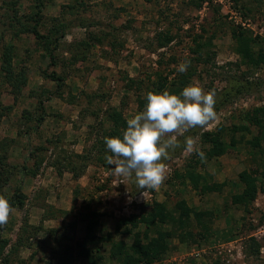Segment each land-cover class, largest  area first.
Wrapping results in <instances>:
<instances>
[{"label":"rangeland","instance_id":"rangeland-1","mask_svg":"<svg viewBox=\"0 0 264 264\" xmlns=\"http://www.w3.org/2000/svg\"><path fill=\"white\" fill-rule=\"evenodd\" d=\"M35 24L44 39L24 31ZM235 28L255 38V53L264 49V0H0V195L10 197L17 186L24 195L0 227V264H118L104 242L83 256L89 221L97 222L98 238L131 244L133 235L115 232L121 220L147 212L153 202L172 212L181 200L212 213L209 237L171 239L159 264H264V237H254L264 225V136L259 148L251 147L259 131L245 121L247 112L264 107V63L244 64L235 52ZM159 37L169 40L160 46ZM7 47L9 76L1 70ZM185 60L190 66L180 73ZM52 73L63 79L61 87ZM236 79L252 85L202 130L222 126L223 155L202 160L181 151L155 190H139L134 177L112 174L104 142L115 128L110 112L127 122L140 112L145 89L158 86L179 95L199 83L217 99ZM195 138L205 152L199 134ZM188 166L210 184L224 183L222 191L200 195L186 177ZM252 169L260 191L247 207H236L231 197L242 191L238 174Z\"/></svg>","mask_w":264,"mask_h":264},{"label":"trees","instance_id":"trees-1","mask_svg":"<svg viewBox=\"0 0 264 264\" xmlns=\"http://www.w3.org/2000/svg\"><path fill=\"white\" fill-rule=\"evenodd\" d=\"M36 3L37 0H32ZM37 9H41V5H35ZM38 10V14L39 11ZM36 14V15H38ZM38 17V16H37ZM34 23H37L36 18H32ZM25 32L32 33L35 38L44 39L36 28V24ZM232 39L235 42V52L240 55L244 64L249 66H257L264 63V49L259 48L258 52L255 53L253 50V45L255 43V38H252L248 33L240 28H235L231 31ZM169 40V38L167 39ZM159 37V45L162 46L168 41ZM200 45L197 46L196 53L200 55ZM10 48L7 47L2 55L1 70L5 71L7 76L11 74V52ZM52 58V57H51ZM204 62L208 60L203 59ZM53 82L57 84V87H61L63 79L52 73L48 76ZM133 83L134 81H130ZM245 82V83H244ZM236 79L232 80L228 89H226L220 96L216 99L217 103L215 105V111H218L224 107L231 99L240 96L246 92L251 82ZM180 84L184 83L183 78L180 79ZM247 85V86H245ZM141 89V88H140ZM166 90L164 86H158L156 89H145V97L138 98L139 111H143L147 100L146 96L148 92H162ZM173 90V89H172ZM171 90V91H172ZM110 118L113 121L115 128L109 132L108 137L120 136L122 138V133L127 128V122L122 118V116L116 111L110 112ZM44 119V109L42 108L41 116L37 120V124L41 125ZM245 121L250 126H255L258 128L259 136L252 138L248 144L251 147L259 148L261 145V139L264 129V107L256 108L252 112H247L245 114ZM236 129V128H234ZM203 128L199 127L198 130L190 129L189 132L177 137L180 141L181 147L171 151V158L179 154L184 150V141L186 137H196L198 134L200 140L205 144L206 151L205 156L207 159L213 157L221 156L225 153V144L222 139V126H217L216 132L202 131ZM239 131H249V127L240 126L237 127ZM261 133V135H260ZM230 146H234L237 140L231 138ZM171 159L165 161L167 164ZM25 169V168H23ZM194 167L188 166L186 171V177L191 182L193 189L198 191L200 195L205 193L217 192L220 193L224 187V183L211 184L206 182L203 175L195 173ZM259 178V173L256 169L243 170L238 174V181L242 185V191L238 194H234L231 197V204L236 207H247V205L253 202L256 198L257 192L260 188L257 186V181ZM264 193V189H261ZM9 200L12 208L21 207L23 205L24 195L21 192V187L17 186L13 194L6 198ZM93 216H95L93 214ZM212 220V213L207 211H196L189 208L185 201L181 200L175 203L174 209L170 212L167 205L164 202H153L150 209L147 212L142 211L138 216H131L130 219L121 220V224L116 227V234H126L133 235V241L131 244H126L123 241H114L111 237L107 236L105 238H98L94 233V226L97 222L90 220L87 226L86 239L89 245H82L81 253L85 254L88 258L91 257V253L98 249L99 243L104 242L110 246V256L113 261L118 264H159L163 260L165 255L170 251L169 241L173 238H178L179 241L183 242L186 238L192 241L196 236L199 241L207 240L210 234L209 222ZM194 223V224H193ZM130 225V229H121V225ZM196 225L199 229L195 234L192 233L191 227ZM125 227V226H124ZM168 227V228H167ZM136 230L135 232H133ZM195 237V238H196ZM251 240V248H255L254 251L257 254L259 252V246L254 239ZM5 244V243H4ZM3 241L0 238V250L4 247ZM254 246V247H253ZM95 264V263H94Z\"/></svg>","mask_w":264,"mask_h":264},{"label":"clouds","instance_id":"clouds-1","mask_svg":"<svg viewBox=\"0 0 264 264\" xmlns=\"http://www.w3.org/2000/svg\"><path fill=\"white\" fill-rule=\"evenodd\" d=\"M190 61L180 63L177 71L185 73ZM143 111L127 120V128L120 136L105 137L104 142L112 155L106 156L113 165V175L125 179L134 177L139 190L159 189L167 180L171 151L181 147L178 135L190 129L205 128L218 119L215 111V90L205 91L199 83L186 86L182 92L172 94L168 90L148 92ZM184 151L196 153L204 160L198 138L186 137ZM14 209L4 195H0V227L9 222Z\"/></svg>","mask_w":264,"mask_h":264},{"label":"built area","instance_id":"built-area-1","mask_svg":"<svg viewBox=\"0 0 264 264\" xmlns=\"http://www.w3.org/2000/svg\"><path fill=\"white\" fill-rule=\"evenodd\" d=\"M258 235L261 237H264V225H261L257 228L256 234H254V237H257Z\"/></svg>","mask_w":264,"mask_h":264}]
</instances>
